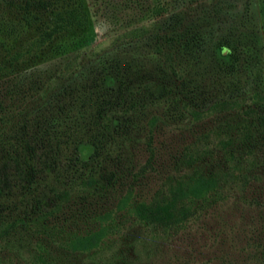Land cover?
Segmentation results:
<instances>
[{
  "label": "trees",
  "instance_id": "16d2710c",
  "mask_svg": "<svg viewBox=\"0 0 264 264\" xmlns=\"http://www.w3.org/2000/svg\"><path fill=\"white\" fill-rule=\"evenodd\" d=\"M263 184L264 0H0V264H138Z\"/></svg>",
  "mask_w": 264,
  "mask_h": 264
},
{
  "label": "rangeland",
  "instance_id": "374dc122",
  "mask_svg": "<svg viewBox=\"0 0 264 264\" xmlns=\"http://www.w3.org/2000/svg\"><path fill=\"white\" fill-rule=\"evenodd\" d=\"M113 33L103 17L93 16L85 41L87 49L98 51L105 48L110 44ZM172 134L176 135L174 129ZM259 213L264 216V209L248 206L238 195H231L215 205L201 222L163 243L159 257L147 258L139 248L133 251L134 257L138 264H169L177 256L186 258L187 264H248L246 255L256 242L252 232H255V225L261 217ZM141 235L142 232L136 228L135 245H139ZM71 261L78 264L87 262L81 255L72 257Z\"/></svg>",
  "mask_w": 264,
  "mask_h": 264
}]
</instances>
